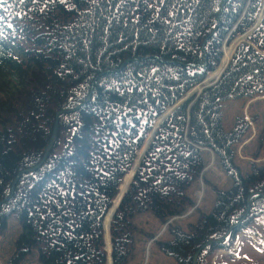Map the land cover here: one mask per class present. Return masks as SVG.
Listing matches in <instances>:
<instances>
[{
    "label": "trees",
    "instance_id": "obj_1",
    "mask_svg": "<svg viewBox=\"0 0 264 264\" xmlns=\"http://www.w3.org/2000/svg\"><path fill=\"white\" fill-rule=\"evenodd\" d=\"M261 2L0 0V234L10 217L20 225L10 264L34 251L41 264H108L103 220L137 151L167 107L218 66L226 37L255 24ZM227 61L224 50L220 66ZM263 91L264 14L218 80L158 124L132 180L135 165L125 175L109 224L112 264L135 257L146 233L137 215L166 223L194 205L203 147L231 185L213 186L210 211L187 229L169 224L155 245L175 264H209L264 219V165L242 173L234 160L248 123L228 131L221 110Z\"/></svg>",
    "mask_w": 264,
    "mask_h": 264
},
{
    "label": "rangeland",
    "instance_id": "obj_2",
    "mask_svg": "<svg viewBox=\"0 0 264 264\" xmlns=\"http://www.w3.org/2000/svg\"><path fill=\"white\" fill-rule=\"evenodd\" d=\"M263 8L264 0L261 2V8L259 9L258 13L263 10ZM247 32L248 31L243 34L236 35L232 39H229V36L226 37L222 45V57L220 59V63L212 72L208 73L202 82L205 81V83H208L218 80L225 69L224 65L220 66V64H222L224 50L226 52H230V46L232 44L236 45L237 43L246 40ZM218 69L220 70L221 74H217ZM200 83L186 92L189 93L192 90L194 91L196 88V91H192L188 100H194L197 97V91L199 87L202 86H200ZM221 110L222 124L223 127L228 131L234 127L237 119L244 120L246 123H248L245 134L242 136L240 141L234 144V160L235 163L240 166L242 173L248 172L253 163L257 166L264 165V91L254 95L253 97L223 101L221 104ZM150 135L151 132L144 141L143 146L137 151L136 159L138 156L139 158L141 157L143 151L142 148L146 144V141ZM201 154L203 156L205 166L196 184L190 189V195L194 201V205L189 207L183 215L172 217L166 223L157 221L152 216V214L147 212L137 215L135 222L138 227H140V229L144 230L146 233L140 234V240L137 243L135 257L130 261L129 264H175V260L171 256L163 253L155 245L154 240L163 239L170 236L168 232L169 224L179 225L182 229H187L189 224L196 221L198 211L207 213L212 208L215 198V193L212 187L216 186L219 189H225L231 185V178L222 169L220 163L218 162V157L214 154V152L211 149L203 147L201 148ZM136 159L134 162H136ZM132 167L125 175L131 172ZM126 179L129 181V177ZM120 185L118 187V192L112 201L111 207L115 205L120 198L119 196L118 200L116 199L120 192ZM122 188L124 189L125 185H123ZM198 191L202 192V196L199 200L196 199V193ZM125 192L126 191L122 193ZM108 212L103 220V226L106 222V219L108 218ZM19 231L20 225L14 217H10L7 220L6 229L2 234H0V264H10V258L15 248L14 242ZM106 245L105 233V249L107 251V262H109V248H107ZM206 258L209 260V264H264L263 217H256L243 229L237 231L235 233L234 242L229 249L217 248ZM14 263L41 264L38 260L36 251L28 255V257L23 260L16 258Z\"/></svg>",
    "mask_w": 264,
    "mask_h": 264
},
{
    "label": "water",
    "instance_id": "obj_3",
    "mask_svg": "<svg viewBox=\"0 0 264 264\" xmlns=\"http://www.w3.org/2000/svg\"><path fill=\"white\" fill-rule=\"evenodd\" d=\"M263 14H264V8H263V10H261V11L258 13V15H257V20H256L255 24H254V25L248 30V32L246 33V36H247L248 34H250L254 29H256V28L258 27V25H259V23H260V21H261V19H262ZM241 42H242V41H241ZM241 42L237 43V44L234 46V49H233L232 55H233V53H234L236 47H237ZM232 55H231V57H232ZM231 57L229 58V60H228L227 63L225 64L224 68H225V67L227 66V64L229 63ZM221 72H222V71H221ZM219 74H221V73H219ZM218 76H219V75H218ZM218 76H217V77H218ZM215 82H216V80L213 81V82H208V83H205V81H204V82H201V83H200V86H201V85H202V86L199 87V89H198V91H197V92H198L197 96L202 92V90H203L205 87H208V86L212 85V84L215 83ZM192 91H193V90H192ZM192 91H190L189 93H186L184 96H182V97H181L177 102H175L171 107L167 108L166 112H165L163 115H161V117H159V119L157 120V122H156V124H155V127H154L153 130L151 131V135H150V137L147 139L146 144H145L144 147H143V151H142V155H141V157H140V158H137V159H138L137 164H135L136 162H134V164H133V166L135 165V168L133 169V172L131 173V175H132L131 179L133 178V175H134V173H135V171H136V168H137L138 164L140 163V160H141L142 156L144 155L146 149L148 148V146H149V144H150L151 138H152V136H153V134H154V132H155V130H156L158 124H159L163 119H165V118H166V117H167V116H168V115H169L174 109H176L178 106H180L183 102L188 101V99H189L190 94L192 93ZM194 91H196V88L194 89ZM194 91H193V92H194ZM89 96H90V95H89ZM194 100H195V99H194ZM194 100H192V101H194ZM55 137H56V126L54 127V130H53L52 139H54ZM51 145H52V141L50 142L48 148L51 147ZM46 156H47V152L45 153L43 160L46 158ZM43 160H42V161H43ZM34 168H36V167H34ZM34 168H32V170H33ZM16 180H17V179H16ZM16 180H15L14 183L12 184V188H11L10 195H9L6 199H4L3 201H7V200H9L10 197L12 196V193H13V187H14V184H15ZM126 190H127V189H126ZM126 190H125V191H126ZM123 194H124V193H122V195L120 196L118 202H116V204L113 205V206L110 208V210H109V212H108V218H107L108 220L106 219V222H105V224H104L105 232L108 233V237H109V254H110V249H111V245H110V235H109V223H110V219H111L112 215L114 214V212H115V210H116V208H117V206H118V204H119V202H120V200H121ZM248 210H249V206L247 207L246 213L243 215V218L246 216ZM211 241H213V240H210V242H211ZM206 244H207V243L202 244V245L196 250V252L194 253V259H196V257L198 256L200 250H201ZM108 261H109L108 264H112V262H111V261H112V260H111V254H110V259H109Z\"/></svg>",
    "mask_w": 264,
    "mask_h": 264
},
{
    "label": "bare ground",
    "instance_id": "obj_4",
    "mask_svg": "<svg viewBox=\"0 0 264 264\" xmlns=\"http://www.w3.org/2000/svg\"><path fill=\"white\" fill-rule=\"evenodd\" d=\"M230 54H231V51L230 52H226V55H227V59L229 60V58H230ZM202 196V193H200L199 194V197H201Z\"/></svg>",
    "mask_w": 264,
    "mask_h": 264
}]
</instances>
